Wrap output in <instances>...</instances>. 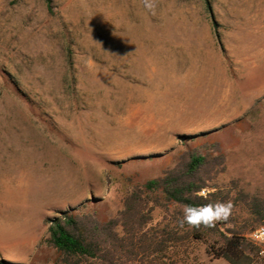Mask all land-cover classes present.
Returning a JSON list of instances; mask_svg holds the SVG:
<instances>
[{
    "label": "rangeland",
    "instance_id": "rangeland-1",
    "mask_svg": "<svg viewBox=\"0 0 264 264\" xmlns=\"http://www.w3.org/2000/svg\"><path fill=\"white\" fill-rule=\"evenodd\" d=\"M210 2L0 0V263L55 264L48 220L116 217L125 178L160 177L183 136L221 143V189L264 197V0ZM232 219L246 238L261 227L242 207ZM207 245L179 264H228Z\"/></svg>",
    "mask_w": 264,
    "mask_h": 264
},
{
    "label": "trees",
    "instance_id": "trees-1",
    "mask_svg": "<svg viewBox=\"0 0 264 264\" xmlns=\"http://www.w3.org/2000/svg\"><path fill=\"white\" fill-rule=\"evenodd\" d=\"M45 1L53 14L52 0ZM204 1L211 11L210 0ZM68 62L72 68L71 56ZM209 136L204 133L180 138L183 150L174 165L165 168L158 178L142 180L139 173L126 177L123 209L116 217L104 219L96 211L74 208L50 218L42 244L56 252L55 264H179L178 258L189 256L195 245L204 244H208V254L215 260L264 264L258 246L236 227L224 229L233 223L232 217L212 229L178 226L183 205L228 200L234 208L245 209L253 224L264 226V197L245 192L238 181L231 182L227 191L220 188L218 181L227 171V155L221 143L206 139ZM199 138H205L204 142L197 143ZM203 189L208 191L207 200L200 196ZM158 208L179 211L177 224L155 227L153 215Z\"/></svg>",
    "mask_w": 264,
    "mask_h": 264
},
{
    "label": "clouds",
    "instance_id": "clouds-1",
    "mask_svg": "<svg viewBox=\"0 0 264 264\" xmlns=\"http://www.w3.org/2000/svg\"><path fill=\"white\" fill-rule=\"evenodd\" d=\"M143 7L155 15L157 0H142ZM201 198L208 199L207 189L201 190ZM234 204L231 200L208 202L201 205L185 204L182 207V218L178 226L183 229L187 226L190 229H212L220 223H228L233 215Z\"/></svg>",
    "mask_w": 264,
    "mask_h": 264
},
{
    "label": "built area",
    "instance_id": "built-area-1",
    "mask_svg": "<svg viewBox=\"0 0 264 264\" xmlns=\"http://www.w3.org/2000/svg\"><path fill=\"white\" fill-rule=\"evenodd\" d=\"M248 239L260 248L259 258L261 260L264 259V226L252 231L248 236Z\"/></svg>",
    "mask_w": 264,
    "mask_h": 264
},
{
    "label": "bare ground",
    "instance_id": "bare-ground-1",
    "mask_svg": "<svg viewBox=\"0 0 264 264\" xmlns=\"http://www.w3.org/2000/svg\"><path fill=\"white\" fill-rule=\"evenodd\" d=\"M34 177V176H33ZM45 189H46V187H45ZM47 190V189H46ZM48 191V190H47ZM51 191H53V190H51ZM47 194H48V192H47ZM42 195H45V194H42ZM23 197H25V199H26V201H31V199L32 198H38L39 199V197H40V193L39 192H37L36 194H32L31 192H27V193H24V195H23ZM43 197H45V196H43ZM41 198V197H40ZM34 201V200H33ZM37 201V200H36ZM29 205V204H28Z\"/></svg>",
    "mask_w": 264,
    "mask_h": 264
}]
</instances>
